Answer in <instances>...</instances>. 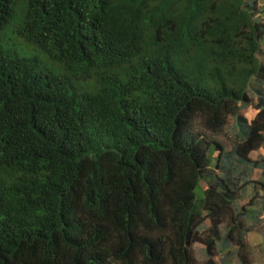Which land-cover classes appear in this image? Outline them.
<instances>
[{"label": "trees", "instance_id": "1", "mask_svg": "<svg viewBox=\"0 0 264 264\" xmlns=\"http://www.w3.org/2000/svg\"><path fill=\"white\" fill-rule=\"evenodd\" d=\"M258 147L264 0H0V264H222Z\"/></svg>", "mask_w": 264, "mask_h": 264}, {"label": "rangeland", "instance_id": "2", "mask_svg": "<svg viewBox=\"0 0 264 264\" xmlns=\"http://www.w3.org/2000/svg\"><path fill=\"white\" fill-rule=\"evenodd\" d=\"M257 112V109L255 106L249 105L246 107L243 111V115L246 116L248 122L255 116ZM229 124V123H228ZM227 139H230L234 141V132L229 128V126H226L223 131L219 135V140L224 143V145L227 148L230 147V143L226 141ZM251 157L256 158L259 157V155H264V148L263 147H258L250 152ZM260 173L258 171H254V177H258ZM201 186L206 187L207 186V181L202 180L201 181ZM247 191H249L247 189ZM246 192V190H245ZM244 192V193H245ZM196 193V198H197V203L200 205L201 204V199H202V189L200 187H197L195 190ZM249 193V192H248ZM260 193H263L262 191ZM260 204L256 203L253 206V211H261L260 209ZM251 211L250 213L252 214V218L246 219L243 221L242 226L246 230L244 231V236H243V245H240L239 247L235 245L234 243L231 245V247H218L217 255L214 256L215 260L219 261L220 259L222 260L223 258V263L224 264H241L239 261V258L244 257L247 260H253L254 258H262L264 257V223L262 221H258L260 218L263 216V212L259 214L257 218L254 217L255 212ZM206 227V226H205ZM206 228L204 227H199V232L203 233ZM206 231V230H205ZM220 233L221 235H225L226 230H225V223H223L220 226ZM246 234H251L250 240H246ZM201 244H196L193 243L190 246V252L193 256L198 261V264H201L205 260V251L200 249ZM232 251L235 253V251H238V255L232 256L230 253ZM253 262V261H252Z\"/></svg>", "mask_w": 264, "mask_h": 264}, {"label": "crops", "instance_id": "3", "mask_svg": "<svg viewBox=\"0 0 264 264\" xmlns=\"http://www.w3.org/2000/svg\"><path fill=\"white\" fill-rule=\"evenodd\" d=\"M264 223V222H263ZM251 238V234H246V240H250ZM245 260L249 263V264H264V257L262 258H254L253 260H247L245 258ZM253 261V262H252Z\"/></svg>", "mask_w": 264, "mask_h": 264}, {"label": "clouds", "instance_id": "4", "mask_svg": "<svg viewBox=\"0 0 264 264\" xmlns=\"http://www.w3.org/2000/svg\"><path fill=\"white\" fill-rule=\"evenodd\" d=\"M224 238V235H222V239ZM196 244H201V243H196ZM201 247H200V249H202L203 248V250L205 251V248H204V245H200ZM218 247L220 248V247H222V245H221V241H219L218 242V244H217V246H216V249H217V251H218ZM231 247V246H230ZM192 255V254H191ZM205 255H206V252H205ZM217 255V254H216ZM193 256V255H192ZM215 256V255H214ZM214 256H213V259H214V261H217V260H215V258H214ZM194 258H195V256H193ZM206 258H207V256H205V260H206ZM224 259V258H223ZM195 260L197 261V259L195 258ZM204 260V261H205ZM203 261V262H204ZM222 260L220 259L219 261H217V262H221ZM203 262L201 263V264H203ZM197 264H198V261H197ZM222 264H224L223 262H222Z\"/></svg>", "mask_w": 264, "mask_h": 264}]
</instances>
